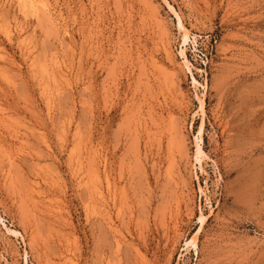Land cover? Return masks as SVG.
Listing matches in <instances>:
<instances>
[{
    "label": "rangeland",
    "instance_id": "1",
    "mask_svg": "<svg viewBox=\"0 0 264 264\" xmlns=\"http://www.w3.org/2000/svg\"><path fill=\"white\" fill-rule=\"evenodd\" d=\"M0 264H264V0H0Z\"/></svg>",
    "mask_w": 264,
    "mask_h": 264
},
{
    "label": "bare ground",
    "instance_id": "2",
    "mask_svg": "<svg viewBox=\"0 0 264 264\" xmlns=\"http://www.w3.org/2000/svg\"><path fill=\"white\" fill-rule=\"evenodd\" d=\"M175 14V13H174ZM179 23H180V21H179ZM180 29L182 30V33H183V38H184V42H185V40L187 39V37H188V32H187V30L181 25L180 26ZM182 38V37H181ZM183 42V43H184ZM200 101H201V99H200ZM202 101H201V107H202ZM196 151H197V156L198 155H200L201 156V154H200V151H201V149H200V146H199V144L198 143H196ZM200 156H198V157H200ZM198 157H197V159H198ZM105 159V158H104ZM103 159V160H104ZM106 160V159H105ZM199 161V160H198ZM105 167V166H104ZM105 169V168H104ZM104 172V171H103ZM105 175V174H104ZM106 176H107V174H106ZM106 176H104V178L106 177ZM106 179V178H105ZM109 180V179H108ZM108 189H109V187H108ZM201 218H203V216L202 217H200L199 219H201ZM201 221V220H200ZM191 240V239H190ZM193 240H194V238H193ZM193 240L191 241V242H193ZM189 242V241H188ZM188 242H186V243H188ZM195 244V243H194Z\"/></svg>",
    "mask_w": 264,
    "mask_h": 264
}]
</instances>
